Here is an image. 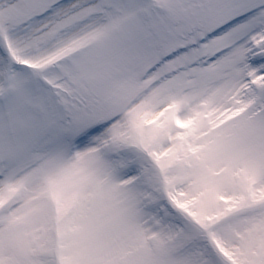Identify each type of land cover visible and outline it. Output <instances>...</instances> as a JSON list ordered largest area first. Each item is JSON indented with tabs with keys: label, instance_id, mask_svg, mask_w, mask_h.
I'll list each match as a JSON object with an SVG mask.
<instances>
[{
	"label": "snow or ice",
	"instance_id": "obj_1",
	"mask_svg": "<svg viewBox=\"0 0 264 264\" xmlns=\"http://www.w3.org/2000/svg\"><path fill=\"white\" fill-rule=\"evenodd\" d=\"M0 264H264V0H0Z\"/></svg>",
	"mask_w": 264,
	"mask_h": 264
}]
</instances>
